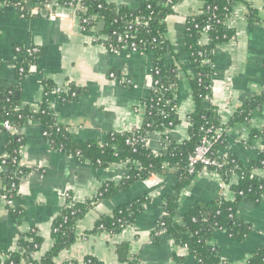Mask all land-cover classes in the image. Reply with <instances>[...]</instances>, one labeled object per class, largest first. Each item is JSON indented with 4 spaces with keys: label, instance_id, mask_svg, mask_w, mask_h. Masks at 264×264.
<instances>
[{
    "label": "crops",
    "instance_id": "0c3cea01",
    "mask_svg": "<svg viewBox=\"0 0 264 264\" xmlns=\"http://www.w3.org/2000/svg\"><path fill=\"white\" fill-rule=\"evenodd\" d=\"M107 1L137 10L149 0ZM204 3L205 0H180L164 20L165 37L172 53L164 55L162 62L178 73L176 113L179 123L167 133V139L175 143L188 139L189 115L194 108L190 85L193 67L185 43L187 19L200 13ZM27 5L34 7L30 1ZM249 8L258 11L260 21L248 22ZM43 10L47 11L46 15ZM36 11L34 7L32 12ZM42 11L39 16L25 17L14 7L0 3V88L17 83L12 65L18 59L16 49L24 52L35 46L41 50L38 69H32L21 82L18 93L21 105L38 109L44 79L59 87L71 83L80 92L78 98L60 103L51 97L50 106L74 139L102 142L109 132L139 127L144 115L140 102L149 97L152 87L154 53L125 48L112 52L104 44L94 42L93 37L99 32L96 28L87 32L80 29L73 9L60 6ZM226 24L234 29V36L214 50L212 95L207 101L208 105L217 107L223 126H227L248 97L264 90V0H236ZM201 41L205 39L202 37ZM263 125L264 106L253 112L248 121L227 128L229 153L246 165L254 162L262 140L251 138L250 132ZM23 133L21 161L34 170L19 182L20 199L16 206L22 212L18 217L0 201V264H4L8 253L17 250L20 234L26 235L32 229H36L41 239L32 258L40 261L54 244L51 228L64 207L66 195L70 194L76 202L91 199L102 184L118 183L127 173L125 164L96 168L88 161L54 150L38 124H29ZM4 140L5 134H1L0 159L5 155ZM164 140L161 133L153 132L148 146L154 152L165 151ZM3 170L0 163V172ZM256 173L264 178L263 170ZM174 181L168 173L159 183L155 178L135 182L99 202L76 221L72 244L59 253L54 264L80 263L88 256L104 264H125L117 252V247L124 243L128 245L126 256L132 264H196L187 249L176 247L166 233L159 234L157 244L152 239L163 214V195L172 191ZM143 195L150 197L152 205L145 207L134 224L115 234L101 229L88 233L99 215L110 214L119 205ZM219 195L232 199L233 194L214 171H203L182 191L178 212L181 215L195 202H210ZM237 213L251 224L253 232L242 242L231 241L220 231L214 233L212 243L219 247L224 264H244L255 249L264 248V198L257 203L241 200ZM174 254L183 257V261L178 262Z\"/></svg>",
    "mask_w": 264,
    "mask_h": 264
},
{
    "label": "trees",
    "instance_id": "16d2710c",
    "mask_svg": "<svg viewBox=\"0 0 264 264\" xmlns=\"http://www.w3.org/2000/svg\"><path fill=\"white\" fill-rule=\"evenodd\" d=\"M29 1L37 9L35 13L32 12L34 7L27 5ZM45 1L50 0H0V3L12 6L21 15L29 17L41 15ZM70 1L75 3L78 0H59V3L65 5ZM179 1L169 0L166 3V0H149L143 7L134 10L107 0H79L81 9L77 12L81 18L87 19L86 26L96 28L99 22H104L103 30L96 34L107 36L106 40H101L105 46L111 44L119 50L135 42L137 51H152L155 56L151 71V91L149 97L140 102L144 106L141 125L130 130L109 132L102 142L74 139L68 127L60 123L57 114L52 111V93L60 103H68L78 98L80 92L78 93V88L71 83L59 87L44 79L43 98L38 109L33 110L21 105L16 93L20 92L21 82L32 69H38L37 60L41 50L34 46L36 51L27 53L18 48V59L12 63L16 70L17 83L0 88V135L5 134V169L0 172V199L5 197L16 204L20 199L19 182L34 170L19 162L20 149L25 143L23 130L29 124H38L43 136L56 151L88 161L96 168L125 164L127 173L118 183L108 181L102 184L91 199L76 202L68 194L63 209L52 224L51 235L54 244L40 261L32 258L41 242L36 229H32L26 235L20 234L17 250L7 254L4 264H54L59 253L72 244L75 223L79 218L99 202L113 197L135 182L146 180L152 174L164 177L171 173L175 179L172 191L164 194L162 198L163 214L152 233L154 243H158V236L163 232L172 239L176 247L187 249L188 255L193 257L196 264H224L219 247L212 243L214 233L220 231L231 241L242 242L253 232L251 224L239 217L237 205L243 199L257 203L264 195V178L256 173L258 170H264V149L259 152L254 162L246 165L240 158L229 153L226 138L212 147V157L221 165L208 169L214 171L224 185L229 186L234 198L228 199L219 195L210 202H195L181 215L178 212L180 195L193 179V175L187 172L188 156L202 137L208 130L213 132L246 122L253 112L264 106L263 90L248 97L234 112L227 126H223L217 107L207 104L212 95V77L215 73L214 50L217 45L234 36V29L227 26L226 20L236 0H205L201 12L187 19L185 43L193 67L190 85L194 104L189 115L188 139L181 143L164 141L165 151L161 152H154L147 145L153 132H159L164 137L167 135L166 131L169 132L179 123L176 113L178 73L174 67H165L162 62L164 55L172 53L165 37L164 20L173 13L174 5ZM246 19L248 22L260 21L258 11L249 8ZM204 31L207 33V41L201 43ZM125 36L127 37L124 38ZM119 37L124 39L120 41ZM19 68H22L21 72ZM5 122L13 127L14 132L5 131ZM250 137L261 138L264 144V125L260 129L252 130ZM200 169L201 165L196 166V170ZM235 176L236 183H231ZM150 205L152 201L146 195L128 200L112 213L99 215L88 233L99 229L110 234L119 233L124 227L134 224L145 207ZM6 208L16 217L22 212L16 205H6ZM127 248L126 243L117 247L119 259L125 264H132L133 261H129L126 256ZM174 258L178 262L184 259L176 254ZM70 264L104 263L88 256L80 263ZM244 264H264V248L255 249Z\"/></svg>",
    "mask_w": 264,
    "mask_h": 264
},
{
    "label": "built area",
    "instance_id": "2783aa9c",
    "mask_svg": "<svg viewBox=\"0 0 264 264\" xmlns=\"http://www.w3.org/2000/svg\"><path fill=\"white\" fill-rule=\"evenodd\" d=\"M168 2H169V0H166V3H168ZM60 6H64V7H68L69 9H73L77 13L80 29L82 31L87 32V31H90V30H92V31L94 30V26H91V25L90 26H86L87 19L81 18L79 16V14L77 12V10L81 9L79 0L77 2H75V3L71 2V1L67 2L65 5H61L59 3V0L45 1L44 9H53V8L60 7ZM208 28L209 27L207 26L206 29H208ZM126 37L127 36H125L124 38H126ZM202 37H203V39H205V42H206L207 41V33H206V31L203 32ZM124 38L123 37H119V40L121 41ZM106 39H107L106 35L99 36V35L95 34L94 37H93V40L96 43H101V40H106ZM200 42L204 43L201 40H200ZM101 44H103V43H101ZM107 48L110 51H112V52H117V51L121 50V49L116 50L115 47L112 46L111 44ZM124 48L125 49H129V50L134 51V52L140 53L139 51H137V45H136L135 42H131V44L129 46H126ZM17 51H19L18 48L16 49V52ZM34 51H36V48H33V47L28 49V50H26L27 53L34 52ZM21 71H22V68H19V72H21ZM51 97H54L55 99H57L54 96L53 93L51 94ZM33 110H37V109H33ZM4 129H5V131L7 133L14 132L13 127L8 122L4 123ZM166 133H168V131H166ZM226 134H227V128L217 129V130H215L213 132H211V130L207 131V133L202 137V139L199 142V144L195 147L194 151L191 154H189V156H188V165H187L188 174L193 175V178H194L195 176H197L198 174L202 173L203 171H211V170L208 169L209 167H219L221 165L218 162V160H216L215 158L212 157V147H213V145L216 142H218V141H220L222 139H225L226 138ZM164 141H168L167 135L165 136V140ZM147 145H148V141H147ZM263 149H264V144L262 142V146H261V149H260L259 152H261ZM220 155L224 156V154H222V153H220ZM4 157H5V155L0 160V163L2 165V168L5 169V162H4V159H3ZM19 162L22 164L21 157L19 159ZM198 165H201V169L200 170H196V166H198ZM161 177L162 176L152 174V175H150L149 178H147L144 181L147 182V181H149L150 178H155V180L159 183V182H161ZM236 181H237V177L235 176L234 179H232L231 183H236ZM222 185L225 188L229 189V186L224 185L223 183H222ZM240 194H242V192H240ZM67 196H68V194L66 195V197ZM231 197L233 199L234 198V194ZM263 198H264V195H263L262 199ZM0 201L3 202L5 204V206L6 205H10V206L14 207V205H16L14 202H12L10 200H7L5 197H1ZM28 264H31V263H28Z\"/></svg>",
    "mask_w": 264,
    "mask_h": 264
},
{
    "label": "water",
    "instance_id": "95a60500",
    "mask_svg": "<svg viewBox=\"0 0 264 264\" xmlns=\"http://www.w3.org/2000/svg\"><path fill=\"white\" fill-rule=\"evenodd\" d=\"M42 12H43L44 15H46V13H47L46 10H43ZM42 12H41V13H42ZM103 28H104V22L101 21V22H99V23L97 24V26H96V30L99 31V32H101V31L103 30ZM16 96H18V93H16Z\"/></svg>",
    "mask_w": 264,
    "mask_h": 264
}]
</instances>
